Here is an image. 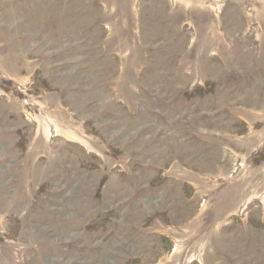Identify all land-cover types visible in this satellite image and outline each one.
I'll list each match as a JSON object with an SVG mask.
<instances>
[{
  "label": "rangeland",
  "instance_id": "obj_1",
  "mask_svg": "<svg viewBox=\"0 0 264 264\" xmlns=\"http://www.w3.org/2000/svg\"><path fill=\"white\" fill-rule=\"evenodd\" d=\"M0 264H264V0H0Z\"/></svg>",
  "mask_w": 264,
  "mask_h": 264
}]
</instances>
